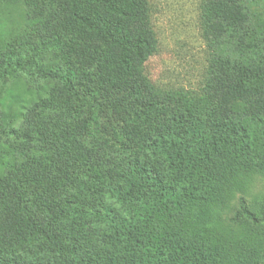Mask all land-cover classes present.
<instances>
[{"label": "trees", "instance_id": "16d2710c", "mask_svg": "<svg viewBox=\"0 0 264 264\" xmlns=\"http://www.w3.org/2000/svg\"><path fill=\"white\" fill-rule=\"evenodd\" d=\"M199 96L145 74L149 0H0V264H264V0H202ZM242 227L236 231V227Z\"/></svg>", "mask_w": 264, "mask_h": 264}, {"label": "rangeland", "instance_id": "374dc122", "mask_svg": "<svg viewBox=\"0 0 264 264\" xmlns=\"http://www.w3.org/2000/svg\"><path fill=\"white\" fill-rule=\"evenodd\" d=\"M202 0H149L151 24L158 50L145 66V74L163 90H185L199 96L205 85L209 54L200 25ZM244 197L254 209L264 208V179L257 178L247 192L238 193L230 211L217 218L218 228H232L230 219ZM242 227L237 226V230Z\"/></svg>", "mask_w": 264, "mask_h": 264}]
</instances>
